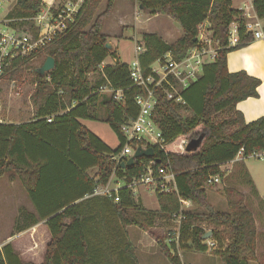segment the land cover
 Returning a JSON list of instances; mask_svg holds the SVG:
<instances>
[{
  "label": "trees",
  "instance_id": "trees-1",
  "mask_svg": "<svg viewBox=\"0 0 264 264\" xmlns=\"http://www.w3.org/2000/svg\"><path fill=\"white\" fill-rule=\"evenodd\" d=\"M102 1L84 0L75 21L39 49L44 50L45 59L53 58L54 66L42 74L36 72L31 95L32 119L0 122V177L9 173L11 178H17L33 206V210L20 209L14 229L16 233L23 232L43 220L49 233L41 262L27 260L26 251L20 250V241L15 236L3 246L0 264H138L126 239L128 226L145 231L169 264H181L163 236L151 230L157 223L170 224L173 215L180 211V198L206 211L207 220L218 228L217 233L210 230L209 238L227 237V245L220 251L225 264H249L255 257L256 237L250 210L241 198L234 199L231 190H226L228 210H215L207 200L205 187L209 177L224 175L220 165L233 159L240 148L244 157L264 150V115L246 122L241 112L235 110L238 101L258 95L260 79L245 71L227 69V53L254 39L245 29L243 11L232 8V0H137L143 11L172 18L182 31L173 43L165 42L155 33H142L143 50L137 59L143 74L150 73V65L162 60L166 53L180 60L189 48L200 44L198 25L205 20L211 23L217 49L215 59L203 65L202 74L179 91L184 106H189L193 115L183 116L179 112L182 105L167 99L162 89L157 88L155 118L164 149L153 145L152 157H140L138 162L121 167L113 156L125 142L121 125L137 115L134 97L141 87L130 79L128 64L105 47L108 39L102 32L103 18L112 10L115 0H106L104 10L98 12ZM42 3V0H16L6 15L7 25L36 37L38 28L29 18L36 15ZM252 5L256 16L264 18V0H253ZM232 22H237L234 45L229 42ZM34 54L13 59L10 67L25 63ZM109 55L116 61L100 69ZM95 72L100 77L93 82L89 74ZM103 84L121 89L122 101L113 99L111 93L99 92ZM164 86L168 84L164 82ZM98 105L104 110L102 121L119 140L114 149L79 121L97 119ZM225 111V116L214 119ZM200 137L199 145L187 150V143ZM184 140H188L185 145ZM150 160L175 173L176 191L156 192V210L145 208L126 186ZM91 168L97 169L95 176L89 174ZM112 175L125 184L117 191L118 201L113 196L91 194L96 185L106 183ZM182 211L185 218L181 225V247L189 245L205 251L202 237L206 230L193 222L199 215L192 209ZM103 230L112 231L106 237L111 246L107 253L98 254L91 248L96 240L102 244L101 238L89 234ZM22 238L25 249L35 246L38 252L33 232H25Z\"/></svg>",
  "mask_w": 264,
  "mask_h": 264
},
{
  "label": "rangeland",
  "instance_id": "rangeland-1",
  "mask_svg": "<svg viewBox=\"0 0 264 264\" xmlns=\"http://www.w3.org/2000/svg\"><path fill=\"white\" fill-rule=\"evenodd\" d=\"M15 1L16 0H8L7 9L10 10L15 4ZM62 1L63 0H60V2ZM46 2H49V0H46ZM58 3V0H56L55 4ZM105 4L106 0H103L100 4L98 12L104 10ZM115 8L120 10L122 15L124 14V22L122 21V23H120V21L115 18L116 14L113 13ZM142 16L143 13L142 11L140 12L137 0H115L112 10L103 18L102 32H105L107 39L111 37L117 39V51L123 62H131L134 58L136 50L135 45H141L140 37L142 33L155 31V28L153 27L156 26V23H159L161 19L166 18L161 15L157 18L145 21L146 18L144 20ZM210 27L211 23L205 20L202 28V33L204 34L202 41L207 42V39H210V43L207 44L208 47L212 49L211 52H213L216 51L217 42L211 40L212 30ZM124 28L127 29L124 30ZM123 33L125 37H123ZM113 41L115 42V40ZM110 42L113 44L111 40ZM108 59H110V56ZM44 61V50H38L25 63H20L14 67L8 66L10 69L7 71L4 69L3 74L0 75V104L2 109V106L9 107L10 110H13L19 104L33 105L31 95L35 89L36 72ZM153 68L160 72L157 63ZM201 74L202 72L199 73L195 79H191L190 82L196 80ZM91 77V80L94 81V75H91ZM174 87L177 91H179L183 87V84L176 79ZM179 104L182 105V107L179 108V112L183 116L191 117L193 115V111L189 106H184L185 104L180 102ZM96 111H98L97 115L101 116L102 113L104 114V110L100 107V105L97 106L95 112ZM222 116L225 115L223 113H219L214 117V119L217 120ZM15 118L16 117L10 116V119ZM92 127L101 135L110 148L114 149L117 147L119 140L106 122L95 121L92 123ZM221 170L224 171L223 168H221ZM246 170L250 173V175ZM89 174L95 176L97 174V169L91 168L89 170ZM250 176L255 181L256 188L260 192V195L264 198V156L245 157L236 165L234 170L227 175V177L223 179L218 177L219 182L206 183L205 187L209 203H212L211 205L215 210H228L226 190H231L235 193L232 195L235 200H239L241 198L243 204L250 210L256 227L255 257L249 260V264H264V200L257 195L250 182ZM110 180L113 182L119 181L115 175H112ZM134 196L137 200L141 201L142 199L141 203L145 208L152 210H154V208L158 209L155 192H149L145 189L139 188L138 192L134 193ZM140 196H142L141 199L139 198ZM22 208L33 210L30 198L26 194V191L20 181L17 178H11L10 174L7 173L0 177V242H9L15 237H13L16 233L14 226L15 222L20 217V209ZM186 209H192L194 213L199 215V217L193 221L195 225L201 226L206 231L211 230L217 233L218 228L207 220V213L205 210L196 208L193 204L189 205ZM172 225V221L166 226L157 223L151 230L155 231V233L159 236H163V238H165V234L169 232ZM131 228H133V230H137L138 232H142L141 229L136 226H132ZM21 234L17 235L18 242L20 241V250L28 251L29 248L25 249L27 246L22 242V237L25 235V232ZM212 240L215 241V247L211 250L205 251H198L191 248L189 245L182 248V245H180L179 251H182L183 261L191 264H225L220 256V251L227 245V237H219ZM187 244H190V242H187ZM176 250L177 249L173 248L174 254H177ZM156 252L159 254L158 256L161 257L162 264H169L168 261L164 259L163 255H160L158 250Z\"/></svg>",
  "mask_w": 264,
  "mask_h": 264
},
{
  "label": "built area",
  "instance_id": "built-area-1",
  "mask_svg": "<svg viewBox=\"0 0 264 264\" xmlns=\"http://www.w3.org/2000/svg\"><path fill=\"white\" fill-rule=\"evenodd\" d=\"M84 0H63L58 4L56 0H42L40 10L33 17L29 18L33 21L34 25L38 28L37 36H31L28 32H18L16 29L7 25L8 20L6 15L9 12L7 9L8 0H0V75L3 74L5 68L11 65L15 58H22L34 54L37 50L42 48L48 43L55 35L65 30L69 24L73 23L79 13L81 5ZM14 6V5H13ZM6 22V23H4ZM205 21L198 25V41L201 44L191 47L187 50L186 54L180 59L175 60L169 53H166L162 60H156L159 71L154 66L150 65L151 72L143 74L137 57L132 60L129 66V77L134 84L141 87V91L134 97L138 112L135 118L124 121L121 125L125 142L119 153L113 156L114 160L120 164L125 162L131 156L135 149L138 147L147 148L157 145L163 148V140L161 138L160 127L156 121V106L158 100L155 94L157 88H161L166 98L174 100V102L185 103L179 95V91L189 85L191 79L202 72L204 64L212 62L215 59L216 51H212L207 43L203 42L202 28ZM255 22H246L245 29L252 33L253 38H263L264 34L261 29H257ZM236 31H229L230 45L236 36ZM234 33V34H233ZM231 34V35H230ZM237 39V38H236ZM211 40L212 34H211ZM215 41V40H213ZM217 42V41H216ZM135 51L139 54L143 47L142 45H135ZM217 49V47H216ZM179 80L183 87L177 91L174 87L175 80ZM164 82L168 87L164 86ZM99 92L111 93L113 99L122 101L123 95L121 89L111 88L103 84L99 86ZM74 103V102H73ZM48 121L51 118H47ZM188 140H184L185 145ZM247 156L260 157L264 156V150L253 151ZM237 158H243V148H240L236 154ZM234 157V158H235ZM221 167V165H220ZM109 180L104 184H98L94 187L92 195H104L108 197L113 196L114 201H118V189L125 185L121 181L113 182ZM218 176H211L207 179V183L218 182ZM133 194L138 192V189H145L149 192L169 193L176 191L175 173L167 166L156 165L154 160H150L143 167V171L139 176H135L130 182L126 184ZM181 202L180 211L173 215L171 221L173 223L169 232H167L164 243L170 248L171 253H174L173 248L179 252L181 225L185 218L183 211L191 202L185 199H179ZM206 250H211L215 247V241L212 239H205L202 241ZM7 242H0V254H3V246ZM178 255V254H177ZM181 264H191L181 262Z\"/></svg>",
  "mask_w": 264,
  "mask_h": 264
},
{
  "label": "crops",
  "instance_id": "crops-1",
  "mask_svg": "<svg viewBox=\"0 0 264 264\" xmlns=\"http://www.w3.org/2000/svg\"><path fill=\"white\" fill-rule=\"evenodd\" d=\"M253 0H232V8L240 9L243 11V17L244 21L246 22H255L257 24V29H261V31L264 34V18H258L253 10V5H252ZM140 12L142 11L143 13V18L145 21H149L148 19H154L157 18L161 15L165 16V19H161L159 23H156V26L153 27L155 28V31H150L148 33H155L158 36H160L165 42L167 43H173L176 41L182 34L181 27L180 25L174 21L172 18L164 15V14H154L150 15L148 13H145L142 9L141 6H139ZM120 10H117L116 8L114 9L113 13L116 14V19L122 23L124 18V14L120 12ZM112 13V14H113ZM145 13V14H144ZM124 22V21H123ZM128 28V27H127ZM127 28H124L127 29ZM123 30V32H124ZM230 31L234 32L236 31V36H234V40L231 43V45L236 44V38H237V22H232L230 24ZM105 33V32H104ZM234 34V33H233ZM123 37H125L123 33ZM121 37V38H123ZM108 41L113 42L114 46V52L116 53V58H118L120 61V54L117 51V39L116 38H108ZM115 40V42L113 41ZM135 50V49H134ZM110 56V59L108 57ZM105 58L103 63L100 66V69L106 65V64H113L116 61V58L113 57L112 55H109ZM136 57H138V54L135 51L134 60ZM131 60V61H132ZM123 62V61H122ZM125 63L129 64L130 62L124 61ZM156 61L152 63V65H156ZM227 69L229 72H238V71H245L248 75L256 77L260 79V84L257 86V93L258 95L256 97H247L243 100L238 101L235 104V110L241 112L243 115V118L246 122H251L261 116L264 115V37L262 38H255L253 39L249 44L231 50L227 53ZM91 75H94L93 78L97 79L100 77L99 72H95L92 74H89V79L91 80ZM96 75V76H95ZM97 77V78H96ZM94 79V80H95ZM92 81V80H91ZM94 82V81H93ZM105 94V93H103ZM99 106V105H98ZM3 109L1 108L0 104V122H12V123H20V122H26L32 119L33 116V105H17L16 108L13 110H10L9 107L2 106ZM97 108V107H96ZM95 108V109H96ZM97 112H95L97 119H85L81 118L79 121L84 124L88 129H90L92 132L97 134L102 141L103 138L101 135L95 131L92 127V123L95 121H102L104 118V114L102 115H97ZM226 115V111L223 113ZM10 116L16 117L15 119H10ZM19 117V118H18ZM21 117V118H20ZM105 142V141H104ZM106 143V142H105ZM107 144V143H106ZM108 145V144H107ZM109 146V145H108ZM248 157V156H246ZM245 157L243 158H233L229 161L224 162L220 169H224V175L221 177L222 179L227 177L236 165L242 161ZM90 170V169H89ZM88 170V172H89ZM247 171V170H246ZM247 173L250 175V173L247 171ZM250 181L252 186L254 187L257 195L264 200V198L260 195V192L256 188L255 181L253 178L250 176ZM219 182V181H218ZM142 196L139 198L141 199ZM137 199V198H136ZM208 200V197H207ZM142 201V199H141ZM140 201V202H141ZM209 202V200H208ZM142 204V203H141ZM210 204H212L210 202ZM143 205V204H142ZM157 208H154V210ZM43 220L39 221L36 225L33 227L23 231V232H33V241L37 243L39 250L36 252L35 246H31L28 251L25 252V257L27 260H30L34 263H39L42 261V252L44 251L45 245L47 243V240L49 238V233L47 232L45 226L42 224ZM132 226H128L126 228V239L127 241L131 244V247L133 248L134 255L136 257L137 263L138 264H162L161 263V257L158 256L157 250L159 251L160 255H163L162 252L160 251L159 247L157 244L154 242V240L149 237V235L141 230L142 232H138L137 230H133L131 228ZM21 232V233H23ZM21 233H15L13 235L17 236ZM112 231L111 230H103L99 232H92L89 235L97 236L101 238L102 244H99L97 240L95 241V244H93V248H91L92 251H95L96 253H107L110 246H111V241L107 240L106 237L108 235H111ZM105 238V239H104ZM36 253L37 255H34ZM178 257L181 262L183 261V255L182 251L180 250L177 252ZM164 259L167 261L165 256L163 255ZM109 260V259H108ZM169 263V262H168Z\"/></svg>",
  "mask_w": 264,
  "mask_h": 264
},
{
  "label": "water",
  "instance_id": "water-1",
  "mask_svg": "<svg viewBox=\"0 0 264 264\" xmlns=\"http://www.w3.org/2000/svg\"><path fill=\"white\" fill-rule=\"evenodd\" d=\"M105 47L110 51H114V46L110 41H107L105 43ZM54 66V60L51 56H47L41 67L38 69L39 73H44L45 71H49L53 68ZM201 137L198 138L197 140H192L187 143V150H193L195 149L199 143L201 142ZM154 154V149L153 147H147V148H141L138 147L135 149L134 153L127 158L125 162L121 163V167H125L126 165L132 164L134 162H138V159L140 157H152ZM211 236V231H206V233L203 235V240L209 238Z\"/></svg>",
  "mask_w": 264,
  "mask_h": 264
}]
</instances>
